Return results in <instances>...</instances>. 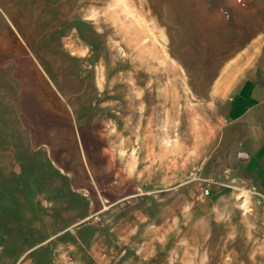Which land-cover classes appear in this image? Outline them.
<instances>
[{
    "label": "rangeland",
    "instance_id": "rangeland-1",
    "mask_svg": "<svg viewBox=\"0 0 264 264\" xmlns=\"http://www.w3.org/2000/svg\"><path fill=\"white\" fill-rule=\"evenodd\" d=\"M38 1H0V264H264L217 94L263 79L264 0Z\"/></svg>",
    "mask_w": 264,
    "mask_h": 264
},
{
    "label": "crops",
    "instance_id": "crops-1",
    "mask_svg": "<svg viewBox=\"0 0 264 264\" xmlns=\"http://www.w3.org/2000/svg\"><path fill=\"white\" fill-rule=\"evenodd\" d=\"M230 78L231 76L220 81L217 93L219 100H223L225 104V111H221L220 116L226 123L223 139L230 146L228 158L231 165V170L226 169L231 173H223L221 177L228 182L233 181V186L246 194L256 193L264 199V77L261 80H246L240 86L228 88ZM46 95L39 100L43 106L44 103L51 106ZM51 109L54 110L52 106ZM44 112L50 116L68 114L67 111L65 114L59 111ZM61 129L57 125L50 126L49 131L54 135L55 141H59V137L63 138L66 132L72 142V132H61ZM50 137L52 138L51 134ZM125 177L123 173L121 179Z\"/></svg>",
    "mask_w": 264,
    "mask_h": 264
},
{
    "label": "bare ground",
    "instance_id": "bare-ground-1",
    "mask_svg": "<svg viewBox=\"0 0 264 264\" xmlns=\"http://www.w3.org/2000/svg\"><path fill=\"white\" fill-rule=\"evenodd\" d=\"M1 1V0H0ZM4 1V0H3ZM7 1V0H6ZM42 9V3L41 0L38 1V4L35 6L34 10L31 13H37L38 10ZM67 10V8H65ZM7 11V10H6ZM8 12V11H7ZM13 18L15 17V15L13 14L12 16ZM19 23V22H18ZM20 24V23H19ZM17 28L18 26L16 24H14ZM21 38V37H20Z\"/></svg>",
    "mask_w": 264,
    "mask_h": 264
},
{
    "label": "built area",
    "instance_id": "built-area-1",
    "mask_svg": "<svg viewBox=\"0 0 264 264\" xmlns=\"http://www.w3.org/2000/svg\"><path fill=\"white\" fill-rule=\"evenodd\" d=\"M205 194L208 196L210 194L209 189H206Z\"/></svg>",
    "mask_w": 264,
    "mask_h": 264
}]
</instances>
